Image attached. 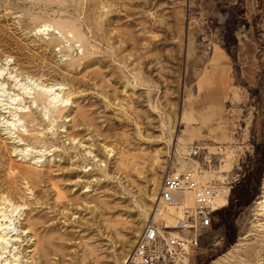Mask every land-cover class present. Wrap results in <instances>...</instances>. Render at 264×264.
<instances>
[{
    "label": "rangeland",
    "instance_id": "rangeland-1",
    "mask_svg": "<svg viewBox=\"0 0 264 264\" xmlns=\"http://www.w3.org/2000/svg\"><path fill=\"white\" fill-rule=\"evenodd\" d=\"M2 82L0 264H125L190 170L232 189L189 264H264V0H0Z\"/></svg>",
    "mask_w": 264,
    "mask_h": 264
},
{
    "label": "built area",
    "instance_id": "built-area-1",
    "mask_svg": "<svg viewBox=\"0 0 264 264\" xmlns=\"http://www.w3.org/2000/svg\"><path fill=\"white\" fill-rule=\"evenodd\" d=\"M188 153L194 157L201 154L198 148H190ZM161 185L151 220L125 264H189L200 249L204 232L213 226L219 211L229 205L232 189L228 181L204 182L191 170L173 172ZM188 196L194 201L193 207L184 205ZM172 217L175 220L170 223L168 218Z\"/></svg>",
    "mask_w": 264,
    "mask_h": 264
},
{
    "label": "bare ground",
    "instance_id": "bare-ground-1",
    "mask_svg": "<svg viewBox=\"0 0 264 264\" xmlns=\"http://www.w3.org/2000/svg\"><path fill=\"white\" fill-rule=\"evenodd\" d=\"M15 69V68H14ZM8 74H6V76H7ZM4 80H6V78L4 77ZM5 82V81H4ZM3 82L2 83H0V87L1 88H3ZM55 87V86H54ZM54 87H51L50 88V90H52V88L54 89ZM57 89H60V88H57ZM57 91V90H56ZM52 92H53V90H52ZM51 92V93H52ZM47 94H48V92H47ZM46 94V92H41V93H38L37 95H35V97L34 98H32L33 100H32V103L34 102L35 104H37V105H40L41 104V102H42V100L44 99V97L45 96H49V95H47ZM54 96H56V95H54ZM68 96V95H67ZM69 97V96H68ZM27 98V97H26ZM16 100V99H15ZM68 100V99H67ZM23 101V100H22ZM9 108H12L11 106H9ZM8 108V109H9ZM14 109V108H13ZM16 111V110H15ZM22 112V111H21ZM6 113V112H5ZM9 114V113H8ZM73 134H69L68 135V140L70 139L71 140V138L74 140V138H73V136H72ZM185 202H184V205H185V207H193V205H194V201H193V199H192V197L191 196H188L185 200H184ZM259 206H260V212H264V202H261L260 204H259ZM174 214H176L175 212H173ZM168 220H169V222L170 223H173L174 222V220H175V218H168ZM261 226H263V225H258L257 227H261ZM262 229H264V227H262Z\"/></svg>",
    "mask_w": 264,
    "mask_h": 264
}]
</instances>
